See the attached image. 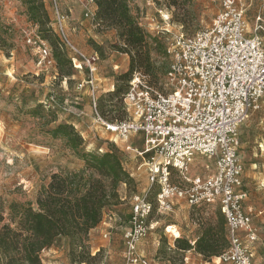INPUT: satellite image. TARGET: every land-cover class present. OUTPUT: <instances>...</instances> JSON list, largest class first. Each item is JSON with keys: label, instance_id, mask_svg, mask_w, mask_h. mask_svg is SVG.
<instances>
[{"label": "rangeland", "instance_id": "374dc122", "mask_svg": "<svg viewBox=\"0 0 264 264\" xmlns=\"http://www.w3.org/2000/svg\"><path fill=\"white\" fill-rule=\"evenodd\" d=\"M44 2L50 15L48 26L53 29V1ZM93 3V0H58L60 10L69 16L67 27L71 41L84 54L99 56L98 72L94 77L101 115L111 120L128 118L123 99L128 82L120 79V75L128 71L130 58L112 47L118 42L115 30L99 29L95 17L86 15L87 12L96 13ZM132 7L145 29L158 37L165 48L179 31L191 36L210 25L222 8L221 0H186L184 9L169 7L165 0H133ZM245 8L249 31L254 32L261 23L264 27V0H245ZM259 14L262 15L260 21L257 20ZM0 22L9 27L10 33L6 47H0V199L7 204L14 201L35 203L40 186L53 172L84 166V161L63 139L53 138L49 132L58 123L73 120L84 137V151H117L134 178L131 187L120 186L121 203L90 233V250L92 255L98 254L92 264H129L124 255V229L131 217V197L137 193L155 203L149 218L151 227L139 246L149 264H228L218 260L219 256L205 257L193 250L187 263L188 251L179 250L175 245L178 237L193 240L208 223L216 224L218 215H222L218 206L192 207L186 200L174 198L171 210H159L155 197L159 185H151L145 164L148 158L139 154L144 144L142 135L133 134L128 141H123L95 121L87 83L88 69L84 66L77 70L72 65L68 74H62L57 65L43 69L37 65L38 56L27 42L26 32L39 33L40 26L30 20L23 0H0ZM258 32L264 38V29ZM47 41L53 50V45ZM95 44L101 45L103 55L96 50ZM66 52L69 57L72 55L67 48ZM162 60L158 58L159 70ZM146 80L159 91L172 87L167 74L158 79L149 74ZM118 85L124 90L114 95ZM73 108L77 113L72 112ZM50 111L56 121H51ZM129 144L133 150L126 149ZM238 153L244 165L246 205L253 208L258 233L254 263L264 264V95L259 107L251 110L240 126ZM208 160V157L198 156L193 173L202 171V162ZM170 180L181 181L176 171L171 172ZM42 257L44 264H77L69 257L67 240L45 250Z\"/></svg>", "mask_w": 264, "mask_h": 264}, {"label": "built area", "instance_id": "2783aa9c", "mask_svg": "<svg viewBox=\"0 0 264 264\" xmlns=\"http://www.w3.org/2000/svg\"><path fill=\"white\" fill-rule=\"evenodd\" d=\"M52 1L54 32L71 51L73 67L88 69L95 121L123 141L133 134L142 135L139 154L148 158L145 164L151 185H159L158 209L171 210L174 198L184 199L192 207L218 206L229 239L220 261L255 264L258 233L253 215L245 207L248 191L238 149L240 126L264 95V38L258 32L264 27L261 23L254 32L249 31L245 0H221L222 8L210 25L191 36L176 33L167 47V77L172 87L159 91L144 76L135 74L124 96L129 116L116 121L105 120L98 109L94 75L99 56L86 55L76 47L68 33L69 16L60 10L58 0ZM86 15L95 17L91 12ZM261 16H257L258 21ZM26 37L36 50L39 67L56 65L46 39L38 32H26ZM126 149L133 147L129 144ZM200 155L209 160L202 162V171L193 173ZM172 171L179 174L180 182L170 180ZM146 197L138 193L131 197V217L124 229V255L129 264H149L139 249L151 227L149 217L154 209ZM195 242L196 238L192 244ZM185 260L188 262L189 256Z\"/></svg>", "mask_w": 264, "mask_h": 264}, {"label": "trees", "instance_id": "16d2710c", "mask_svg": "<svg viewBox=\"0 0 264 264\" xmlns=\"http://www.w3.org/2000/svg\"><path fill=\"white\" fill-rule=\"evenodd\" d=\"M23 1L30 20L40 26L39 34L53 45V57L60 72L68 74L72 60L60 38L48 26L50 15L44 0ZM165 1L169 7L185 8L186 0ZM93 2L97 6L95 22L99 29L115 30L118 42L112 47L129 55V69L120 75V79L127 81L129 86L135 74L145 78L150 74L155 79L167 74L170 64L167 48L141 24L140 16L133 10V0ZM9 36V27L0 22L1 48L6 47ZM95 47L101 52V45L95 44ZM158 58H163L161 70L157 67ZM123 90L118 85L113 94ZM127 90L128 87L123 92V99ZM49 113L53 115L51 121H56L53 112ZM49 132L53 138L63 139L67 147L84 161V166L53 172L40 186L35 203L14 201L7 204L0 199V264H44L42 253L65 240L69 243V257L73 263L92 264L98 257V254L92 255L88 244L92 229L121 203L120 186L131 187L134 184L132 174L124 166L117 151H84V137L74 124L61 122ZM146 199L155 208L153 200ZM225 222L222 213L218 215L216 224L208 223L204 227L194 245L192 240L185 237H178L175 245L185 252L193 250L205 257H220L229 247Z\"/></svg>", "mask_w": 264, "mask_h": 264}, {"label": "crops", "instance_id": "0c3cea01", "mask_svg": "<svg viewBox=\"0 0 264 264\" xmlns=\"http://www.w3.org/2000/svg\"><path fill=\"white\" fill-rule=\"evenodd\" d=\"M94 4V12H96V9H97V6H96V4L95 3H93ZM80 8L81 7H79L78 8V11H80ZM66 122H70V123H72V124H74L76 127H77V124H76V122H74L73 120H70V121H66ZM140 169V168H139ZM248 200V199H247ZM247 200H246V202H247ZM246 202H245V207H246V210L247 211H249V212H251L252 213V215H254L253 214V208L251 207V206H247L246 205ZM96 228H98V226L97 227H95V228H93L92 230H95ZM89 243H91L92 244V241L91 242H89ZM92 248H95L94 246L92 247ZM98 249H99V247H98ZM192 251H189L188 253H187V256H189V261H190V255H189V253H191ZM218 260H220L219 258H217ZM189 261L187 262V263H189Z\"/></svg>", "mask_w": 264, "mask_h": 264}]
</instances>
